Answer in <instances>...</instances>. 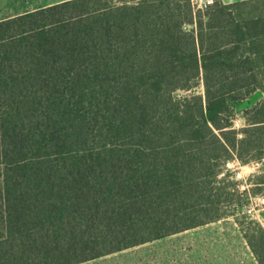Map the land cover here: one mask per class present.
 I'll return each mask as SVG.
<instances>
[{
	"label": "trees",
	"instance_id": "16d2710c",
	"mask_svg": "<svg viewBox=\"0 0 264 264\" xmlns=\"http://www.w3.org/2000/svg\"><path fill=\"white\" fill-rule=\"evenodd\" d=\"M256 92L264 0H68L0 21V264L228 216L264 264V227L237 217L264 195V96L234 126ZM230 162L260 165L244 189Z\"/></svg>",
	"mask_w": 264,
	"mask_h": 264
},
{
	"label": "rangeland",
	"instance_id": "374dc122",
	"mask_svg": "<svg viewBox=\"0 0 264 264\" xmlns=\"http://www.w3.org/2000/svg\"><path fill=\"white\" fill-rule=\"evenodd\" d=\"M203 91V86L195 89ZM186 92L177 91L178 95ZM264 94L256 92L237 107L234 126L245 125L243 111L260 100ZM259 164L242 165L230 162L228 167L235 171L241 188L247 187L250 175L259 171ZM237 217L256 220L264 227V195L253 197L249 206L238 209ZM255 227V224L252 225ZM75 264H260L250 245L242 225L236 216L192 227L158 239L114 251Z\"/></svg>",
	"mask_w": 264,
	"mask_h": 264
},
{
	"label": "crops",
	"instance_id": "0c3cea01",
	"mask_svg": "<svg viewBox=\"0 0 264 264\" xmlns=\"http://www.w3.org/2000/svg\"><path fill=\"white\" fill-rule=\"evenodd\" d=\"M68 0H0V21ZM225 3L240 0H223Z\"/></svg>",
	"mask_w": 264,
	"mask_h": 264
},
{
	"label": "built area",
	"instance_id": "2783aa9c",
	"mask_svg": "<svg viewBox=\"0 0 264 264\" xmlns=\"http://www.w3.org/2000/svg\"><path fill=\"white\" fill-rule=\"evenodd\" d=\"M198 8H204L214 0H193Z\"/></svg>",
	"mask_w": 264,
	"mask_h": 264
}]
</instances>
